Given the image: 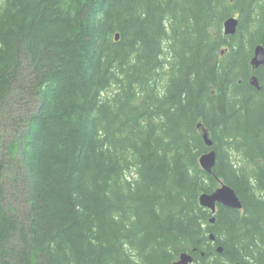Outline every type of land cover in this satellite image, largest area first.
<instances>
[{"label": "trees", "instance_id": "16d2710c", "mask_svg": "<svg viewBox=\"0 0 264 264\" xmlns=\"http://www.w3.org/2000/svg\"><path fill=\"white\" fill-rule=\"evenodd\" d=\"M258 43L264 0H0V117L12 91L35 104L7 146L25 184L16 207L0 187V264H264ZM220 183L242 207L210 222Z\"/></svg>", "mask_w": 264, "mask_h": 264}, {"label": "water", "instance_id": "95a60500", "mask_svg": "<svg viewBox=\"0 0 264 264\" xmlns=\"http://www.w3.org/2000/svg\"><path fill=\"white\" fill-rule=\"evenodd\" d=\"M238 25V18L235 16L227 17L223 21V34L224 35H233L236 32ZM119 38V33H116L115 39ZM249 63L251 65L252 71L257 69L260 65L264 64V43H258L254 45L253 52L250 57ZM249 83L256 89H260L261 85H264V81L260 83L257 75L254 73L249 77ZM202 135L209 147L208 151L202 152L198 156V163L200 167L206 171L208 174H212L213 167L215 165L216 152L212 146V140L209 137V133L206 129H202ZM2 169V163L0 161V173ZM199 204L203 207H206L210 210L211 217L210 222H214L215 217L214 213L216 212L217 205H222L234 209H240L242 207L241 201L235 192L234 188L226 183H220L213 191L211 192H202L199 197ZM210 239H214V235L210 234ZM216 250L218 252L222 251V246H217ZM193 255L188 251H182L175 262V264H192ZM234 264H244L242 262H235Z\"/></svg>", "mask_w": 264, "mask_h": 264}, {"label": "rangeland", "instance_id": "374dc122", "mask_svg": "<svg viewBox=\"0 0 264 264\" xmlns=\"http://www.w3.org/2000/svg\"><path fill=\"white\" fill-rule=\"evenodd\" d=\"M25 66V65H24ZM26 71L22 68V72ZM26 78V76H25ZM19 93V90L12 91L7 98V117L4 118V114L0 117V156L3 160L2 173L0 177V187L4 193V200L6 204H11L16 207V205L21 206V193L22 187L25 184L24 174L19 165V160H11L7 150V146L10 141L14 138L16 132V124L20 127L24 125L22 122L23 116H26L30 109L35 108L30 95L27 93ZM5 106V107H6ZM2 118V119H1ZM18 118V120H17ZM12 121H14L12 124ZM16 121H18L16 123ZM22 125V126H21ZM16 163V164H15ZM11 168V170H10ZM21 197V198H20ZM211 234V233H210ZM209 234V235H210Z\"/></svg>", "mask_w": 264, "mask_h": 264}, {"label": "bare ground", "instance_id": "6f19581e", "mask_svg": "<svg viewBox=\"0 0 264 264\" xmlns=\"http://www.w3.org/2000/svg\"><path fill=\"white\" fill-rule=\"evenodd\" d=\"M231 16H235V15H231ZM230 17V16H229ZM235 17H237V16H235ZM238 18V17H237ZM222 30H223V23H222Z\"/></svg>", "mask_w": 264, "mask_h": 264}]
</instances>
